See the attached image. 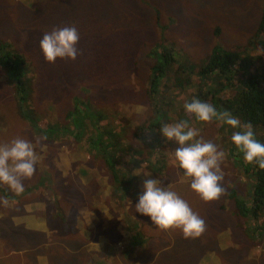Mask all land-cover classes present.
<instances>
[{
    "label": "rangeland",
    "instance_id": "374dc122",
    "mask_svg": "<svg viewBox=\"0 0 264 264\" xmlns=\"http://www.w3.org/2000/svg\"><path fill=\"white\" fill-rule=\"evenodd\" d=\"M259 15L260 0H0V41L8 42L26 55L28 63L25 70L32 76L30 94L22 101L14 94L13 82L5 78L0 70V144L14 138L27 139L35 145L39 156L34 175L23 181L24 186L37 184L33 193L29 191L35 197L32 201L35 213L29 215L27 207L17 205L13 211H6L4 216H7V220L0 219V223L7 225L9 248L27 246L25 251L29 253L37 249V252L33 251L34 264H57L59 261L61 264H264L262 244L247 235L246 231L250 230L247 220L234 214V201L228 198L231 192L236 199L248 201L253 184L250 172L245 170L248 163L231 140L233 132L239 129L221 125L215 120L211 123L191 120L190 113L182 105L190 94H194V89L183 94L175 86L163 93L166 105L159 100L157 109L164 111L169 110L171 100L176 102L172 119L164 124L186 120L189 127L198 131V139L202 137L205 141L213 142L224 153L220 168L225 193L218 200L205 203L191 190L190 181L176 167L174 153L178 145L160 135L164 124L150 128L151 124L157 123L153 119L155 108L150 101L159 98L157 94L150 95L148 92V73L155 62L152 48L155 49L158 44L164 47L172 45L176 67L195 73L217 45L240 52L241 46L252 37ZM156 21L159 25L155 24ZM65 26H75L79 32L80 39L76 45L78 55L75 60L57 58L55 63H48L39 49V41L44 33ZM215 29L218 31L216 36ZM248 56H252L249 57L252 61ZM241 57L242 61L247 59L248 63L245 62L244 68L234 73L228 94L235 91L238 83V90L242 88V82L247 83L248 70L254 71L258 65H264V57L260 56L258 50H251ZM197 78L191 75L190 80L197 83ZM169 86L167 82V88ZM224 92L225 89L222 90ZM74 100L79 119L84 113L93 114L95 110L106 112L107 119L97 123L109 127L105 130L107 140L115 135L119 148L123 150H112L109 142L100 147L96 138L92 147L96 145L101 148L96 150L102 151L101 154H96L102 156L104 164L109 160L113 162L115 172L119 173V186H125L121 192H125L124 197L119 188L109 189L108 173L95 172L94 159L88 156L83 161L74 160L72 156L70 158L72 167H75L71 172L77 176L85 172L79 179L83 188H78L79 184L72 177L65 176L60 182L56 181L54 175L48 179L47 168L41 163L39 137L35 134L38 131L35 129L40 126L44 128L43 124L50 123L53 129L45 131L55 136L59 134L56 131H61L55 128H62L58 123L67 128L69 123H74L78 131L87 135V139H91L93 133L91 119L84 118L85 121L81 123L79 119L76 122L66 120L69 116L66 114L73 112ZM25 106L32 108L34 116L42 115L38 117L37 126L33 124L35 129L19 117V111L23 112ZM215 106L217 111L222 110L220 105ZM115 114H120L121 118L113 119ZM86 121L89 123L86 124ZM152 132L154 136H150ZM254 135L258 142L264 141V129L255 130ZM138 136L148 144L139 143L136 139ZM65 138L59 135L52 140V144L46 142L42 146L46 145L47 151L61 163H64L63 159L54 150L64 154L61 148L65 151L68 149L71 154L73 150L69 147L75 146ZM78 138L83 137L78 135ZM40 139L46 141L42 136ZM84 143L85 137L81 145L76 141V146L80 149ZM154 143L158 144L155 150ZM134 149H140L143 153L137 155ZM43 159L50 162L48 157ZM145 172L150 175L145 176ZM146 179L160 180L162 187L184 199L205 221L203 234L196 239H185L179 230H161L151 223L149 217L135 212V204L143 193ZM40 182L45 184L39 185ZM66 186L65 193L69 200L74 201L76 208L65 218L67 231L52 219L55 213H62V201H53L49 207L43 199L45 197L37 198L39 188H45L51 194ZM76 189L83 192L79 199ZM9 191L11 196L15 194L11 189ZM23 195L20 193L16 196L20 204H25L21 201ZM31 195L28 199L32 198ZM88 199L95 205H89L90 208L94 207L93 229H88V219L83 223L77 215V210L86 205ZM39 203L47 206L45 210H38ZM64 204L68 211L70 203L64 200ZM48 210L53 217L46 213ZM125 217L135 222V227L139 226L140 234L147 237L144 238L147 241L134 239L129 245L131 237L122 221ZM8 225L14 226L9 233ZM21 226L36 235L28 239L22 237ZM0 231L3 235L1 225ZM19 238H22V242ZM56 242L63 243V255L57 256L48 250ZM126 242L133 250L127 256V261L120 256L127 246ZM67 245L78 247L77 250L84 255L77 256L76 250ZM40 246L41 250L38 248ZM41 252L50 254L43 257L39 255Z\"/></svg>",
    "mask_w": 264,
    "mask_h": 264
},
{
    "label": "trees",
    "instance_id": "16d2710c",
    "mask_svg": "<svg viewBox=\"0 0 264 264\" xmlns=\"http://www.w3.org/2000/svg\"><path fill=\"white\" fill-rule=\"evenodd\" d=\"M24 1L26 2L28 0ZM155 24L159 25L158 21H156ZM159 28L162 27L159 26ZM217 34L218 31L217 29H215L214 35L216 36ZM156 48H152V53L155 58V62L149 69L148 73V92L150 93V95L157 94L159 98L156 99L154 102L149 100L150 105L152 104V106L155 108L153 109V119L157 122L156 124L150 125L151 129H154L158 126L161 127L165 122H169L170 119H172V114L175 112L173 108L176 107V102H173L171 100L169 110L166 111L161 110L160 108L157 109V105L160 101L161 103L165 102L163 99V93H165L169 89L175 88V86H178L183 94L186 93L187 90H195L194 94H188L189 97H187L182 107H184L185 103H190L194 98L199 99L202 102L212 104L214 107H216L215 104H217L218 106L220 105L222 107V110H220V112H230L233 116L237 117L242 124L250 122L253 125L254 131L258 129H264V65H258L256 68H254V71L248 70V76L246 79L247 83H245V81L242 82V88H240V90H238V83L237 88H235V91L228 94V86L232 85L233 83L231 79L234 76V73L241 68L243 69L245 66V62H247V59L246 61H242L241 55H245L251 50H258L260 52V56L264 57V0H260V15L258 24L255 27V31L252 37L247 40L246 44L241 46V51H229L217 45L213 47V49L210 51V54L207 56L204 65L200 66L195 71V73H189L188 71H185L184 68L180 69L179 66L176 67V62L173 59L172 45L164 47L162 46V44H158ZM249 57L252 56H248V58ZM249 60L252 61L251 58H249ZM27 63L28 61L26 55L21 50H16L15 47H11L8 42L0 41V70L4 72L5 78L10 79L13 82L12 87L14 90V94L19 100L22 101H25L26 97L30 94V81L32 76H29V74L25 70ZM250 63L253 66L255 65V63ZM191 75H194L196 78L198 77L197 83H193V81L190 80ZM173 81H175V83H173ZM167 82L170 83V88H167ZM211 85L212 87L208 89V87H210ZM224 89L226 90V92L222 93V90ZM175 96H177V94ZM75 103L76 100L72 102L73 112L71 114H69V112L66 114V116L69 115L66 120H72L76 122V120L79 119L76 115L77 112L75 113V110L77 109ZM34 113L32 112V108L29 109L26 106L23 112L19 111V117L21 119H25L28 122L29 126H32L33 129H35L33 124L37 126L36 122L39 120L38 117L42 116L39 114L36 117L34 116ZM116 117H120V114H115L112 116L113 119H115ZM84 118L85 120L91 119V121L89 120L91 124L94 119L97 122L105 121L107 119V114L104 111H94L93 114L91 113L89 115L84 113V116L79 119V123L85 121ZM190 119L194 122L198 121L192 114H190ZM58 124L62 126V128L59 127L55 129L62 131L63 124ZM72 125L75 126L74 123H72ZM43 126L45 127L42 128V126H40L35 129L36 131H38L35 132V134H38L39 143H42V139H40L41 136L44 137V139H46L47 141L53 138V136L48 135L45 131L46 129H53V126L50 125V123H46L45 125L43 124ZM58 132L60 131H56L55 133L57 134ZM78 135H82L81 131H78L73 135L75 137L74 140L78 138ZM101 135H106L104 134L103 130H101ZM154 135V132L150 133V136ZM92 136L93 135H91L90 138ZM95 138L97 139V137ZM92 139L93 138L86 139V145L90 149H92L93 145ZM136 139L137 141H139V143H145V145L148 144V142L143 141L142 137L138 136ZM117 140L115 135H113L108 140L112 150L114 151L119 150V143L117 142ZM157 143H154L153 150L158 147ZM260 143L264 144V141ZM98 144L100 145V147H103L104 145V143ZM134 151L137 155H141L143 153L140 149H134ZM148 151L152 153V151ZM107 168L109 171V189L112 188L113 190H116V188H119L120 194H122L121 192L124 191L125 186H113V184L119 185L120 180L118 178V173L115 172L116 168L113 162H111L110 160L107 162ZM245 170L250 172L251 178L253 179L251 193L248 201L236 199L234 194L231 192L229 193L228 198L234 201V214H236L242 220H247V227H250L249 232L246 231L247 235L251 236L253 240L258 239V241H260L259 243L262 244V248L264 249V169H260L257 164L253 163L248 164ZM131 177L133 178V176ZM33 190H35V186H24V191L22 192V194H24V197H22L21 201L25 204H20L18 199L16 200V202H14V195L11 196V192L9 191L8 186L1 184L0 219L7 220V216H4L7 214L6 211H13L14 207H17V205H23L27 207V209L29 210V215L35 213V211H33L35 207H33L32 205V201L33 199H35V197L29 193V191H32L33 193ZM29 195H31L32 198L28 199ZM124 195L125 192H123L122 196L124 197ZM5 198L8 201L7 205L2 203ZM37 198L40 199V197ZM43 208L45 210V206L42 207V209ZM20 209L23 210V212L25 211L22 207H20ZM23 215L24 214H22V216ZM16 218L17 216L14 219ZM65 218L66 217L62 218L63 220L59 221V223L62 224L60 228L62 229L65 227L64 230L67 231L66 227L68 226V224L65 221ZM122 221L125 222L126 225L124 227L131 237L129 245L130 243H132V241L134 242V239L143 240L144 238H147L140 234L139 226L138 228L135 227V222L130 221L126 217ZM0 225L4 229L3 235L2 231H0V241L2 244L0 246V264H34L33 251L37 252V249H34L31 253H29L28 251H25L27 246H20L15 249L9 248V241H7L6 239L7 225L2 223H0ZM8 227V233L10 232V230L14 229V226L8 225ZM21 232L22 237H25L26 239L32 237L33 235H36L31 231H27L24 226H21ZM144 240L147 241L148 239ZM19 241L22 242V238H19ZM126 244L127 246H125L124 250L122 251V254L120 255L125 258V261H127V256H129L130 253L133 251L132 249H129L128 242H126ZM38 248L41 250V246ZM145 248L146 246L143 247V249ZM11 251L12 253L14 252V254H11Z\"/></svg>",
    "mask_w": 264,
    "mask_h": 264
},
{
    "label": "clouds",
    "instance_id": "9594fccd",
    "mask_svg": "<svg viewBox=\"0 0 264 264\" xmlns=\"http://www.w3.org/2000/svg\"><path fill=\"white\" fill-rule=\"evenodd\" d=\"M79 39L75 26L53 28L42 35L39 49L48 63H55L57 58L75 60ZM184 109L200 122L211 123L215 120L221 125L239 129L231 136L237 151L243 153L246 163H255L264 169V144L255 138L250 122L242 124L230 112H219L212 104L195 98L185 103ZM160 135L166 141H174L178 145L174 153L175 165L190 181L191 190L205 203L218 200L225 193L222 186L224 176L220 168L224 153L213 142L205 141L202 137L198 139V131L189 127L186 120L164 124ZM38 160L35 145L27 139L14 138L0 144V184L19 195L24 191L23 181L34 175ZM143 174L150 175L147 172ZM2 203L7 205V199ZM135 212L149 217L151 223L161 230H179L185 239H196L206 229L205 221L199 214L175 192L162 187L158 179L144 181L143 193L135 204Z\"/></svg>",
    "mask_w": 264,
    "mask_h": 264
},
{
    "label": "crops",
    "instance_id": "0c3cea01",
    "mask_svg": "<svg viewBox=\"0 0 264 264\" xmlns=\"http://www.w3.org/2000/svg\"><path fill=\"white\" fill-rule=\"evenodd\" d=\"M95 112H96V110H95ZM87 123H89V121H86V124ZM69 124L70 125L68 126V128L63 125V128H66V129L60 131L57 136H53V138L50 139L49 141H47V140L46 141L45 140H41L42 143H39L38 142L40 144V146H39L40 147V149H39L40 150V153L39 154L41 155L40 156V159L42 161L41 163L43 165H45L46 168H47V176H48V179H50V177L52 175H54L56 181L60 182V180L63 177H65V176L67 178L72 177L74 179V181L77 182L76 184H79V186H77V187L78 188H83V186H81V183H79V179H80V177H82L81 174H84L85 172H81V174H78L77 173V169H76V173L78 175H80V176H77L76 174H74L73 172H71V169H75L74 166L72 167L73 162L70 159L71 156L74 158V160L75 159L76 160H80L81 159V161L85 160L87 158V156H88V158H93L94 159V168L96 169L95 172L98 170L99 173L100 172H103L105 174L108 173V171L107 172L104 171V169L108 170L107 163L104 164V162L102 161V156H98V154H96V152L99 153V154H101L102 151L101 152L96 151V150L101 149V148L96 147V145H95L94 148L92 147V149L88 148V146L86 145V139H87L86 136L87 135H85V134H82V137H83L82 139H84V137H85V143H84V145H82V148L78 149V147L76 146V141H79V145H81V141H80L79 138H77L76 140H74L75 137L73 136L76 132H78V130L75 128V126L72 125V123H69ZM91 125L93 127V129H91L93 131V133L91 134V135H93L91 137V138H93V142L96 141L95 140V137H97V140H99L100 143H107L108 142L107 136L106 135H101V130H103L104 131V134H106L105 133V130H107L109 127L108 126H103L100 123H97V121L95 119L93 120V122L91 123ZM59 135H64L66 137L65 138L66 141L70 140L75 145V146H71L70 145V147H69L71 150H73V153H71V154L68 153V149H67V151H65L61 147H59V149L61 148V150H62V152L64 154L59 153L58 150H54V152H56L55 154L58 157L62 158L63 161H64V163L59 162L54 157L53 154L49 153L47 151V149H46V145L44 147H42L46 142H49L50 144H52L53 143L52 140L54 138H57ZM83 147H85V148H83ZM43 150H45V151L43 152ZM122 150L123 149H120L119 148V151H122ZM47 157L50 158V162H46L43 159V158H47ZM143 163H144V161H143ZM38 184L39 185H44L45 182H40ZM36 185L37 184L32 183L29 186H36ZM113 186H119V185L113 184ZM39 190H40V193H38V196L40 198L45 197L43 199L45 200L46 204L49 207H50L51 202H53V201L56 202V203H57V201L58 202H61L62 201V207L64 208L63 210H61L62 213H55L53 215L54 218H52V219H54V220H56V221L59 222V219L66 217L69 212H72L73 210L76 209L74 207V201L69 200L68 199V196H67V193H65L67 191V186L64 187L62 190H59V191L58 190H54V192H56V193H51V194H48V192L46 191L45 188H39ZM77 191H79V195H77V198L79 199V197L81 195H83V192L80 191V189L77 190ZM14 199H15L14 202H16V200H17L16 193L14 194ZM64 200H67L70 203V207H69V210L68 211H66L67 206L64 204ZM90 203H91V201H90V199H88L86 201V203H85L86 205H83L81 208H79L77 210V215L82 219L83 223H85L86 222V219H88L90 221V224L88 225V229H93L94 228V225H95V221L93 219L92 210H93L94 207L90 208L89 207ZM43 204L44 203H39L38 204V210H40L42 207H44V206H42ZM91 206H95V205L93 203H91ZM45 207H47V206H45ZM46 213H49V216H52V215H50V210H48ZM49 219H51V218H49ZM72 219H74V218L72 217ZM13 220H15V219L13 218ZM62 244H63L62 242H56L53 245H51L48 250L50 252H55V254L57 256L63 255L64 248L61 246ZM1 245L2 244H1V241H0V246ZM67 246H68V248L75 249L76 252H77L76 253L77 256L80 257V255H82V256L84 255V253L82 251L77 250L78 247L76 249L75 247H72L70 245H67ZM0 251H1V249H0ZM65 252L68 253L66 249H65ZM80 252H81V254H80ZM10 253L11 254H14V252L12 253V251ZM49 254L50 253H47V252H41V254H39V255H41L43 257H47ZM54 260H55V258H54ZM57 264H61L60 261L57 262ZM74 264H76V263H74Z\"/></svg>",
    "mask_w": 264,
    "mask_h": 264
}]
</instances>
